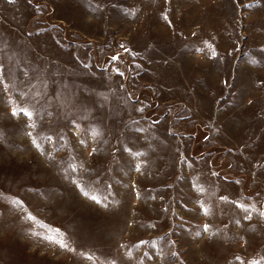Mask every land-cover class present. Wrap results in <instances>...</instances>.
<instances>
[{"label": "rangeland", "instance_id": "obj_1", "mask_svg": "<svg viewBox=\"0 0 264 264\" xmlns=\"http://www.w3.org/2000/svg\"><path fill=\"white\" fill-rule=\"evenodd\" d=\"M261 213L264 0H0V264H264Z\"/></svg>", "mask_w": 264, "mask_h": 264}, {"label": "snow or ice", "instance_id": "obj_2", "mask_svg": "<svg viewBox=\"0 0 264 264\" xmlns=\"http://www.w3.org/2000/svg\"><path fill=\"white\" fill-rule=\"evenodd\" d=\"M9 2H12V0H9ZM164 19L167 20L168 17L165 16ZM122 47H123V45H122ZM125 51H128V49H125ZM213 55H215V53H213ZM112 59H113V60H117L118 57L114 56V57H112ZM19 111L22 112L24 115L28 116L29 118H31L32 115H33V113H32L31 111H28V110L25 109V108H21V109H19ZM17 114H18L17 111L14 109L12 115L15 116V115H17ZM29 135H31V133H29ZM48 139L50 140L51 138L49 137ZM33 143L36 144V146L39 148V144H37L35 140L33 141ZM73 182H75V181H73ZM82 191H83V189H82ZM201 191H203V189H201ZM84 195L87 196L88 193H87L86 191H84ZM91 199H93V200L96 201V202H99V201L97 200L96 196H92ZM222 199H226V198H223V197H222ZM13 203H14L16 206H18V207H23L22 202H20V201H13ZM241 207H243V206L241 205ZM261 215H264V213H261ZM247 218H249V217L246 216L245 219H247ZM25 219L32 220L33 222H35V220H36V218H35L34 216H31V214H29L28 216H26ZM204 230H205V231L208 230V226H207V225H205ZM55 231H56L57 233L60 232L59 229H56ZM43 238L46 239V240H48L50 243H56V244H59V246H60L61 248H65V249H67V250H69V251H74V249H71V248L69 247V245L65 242V240H64V238H63L62 236H60L59 238H57L56 236H53V235H47V234H46V235L43 236ZM142 243H143V242H142ZM174 255H175V254H174ZM237 259L239 260L240 258L237 257ZM262 259H264V258H262ZM249 264H261V262H260V261L249 262Z\"/></svg>", "mask_w": 264, "mask_h": 264}]
</instances>
